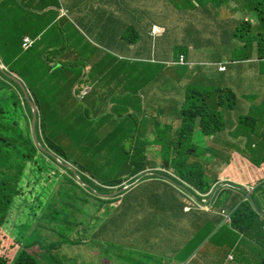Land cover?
<instances>
[{
  "label": "trees",
  "instance_id": "obj_1",
  "mask_svg": "<svg viewBox=\"0 0 264 264\" xmlns=\"http://www.w3.org/2000/svg\"><path fill=\"white\" fill-rule=\"evenodd\" d=\"M110 1L118 5L116 8L118 13L113 12L109 17V24L104 25L116 26L117 22L122 20V12L126 15L125 18H128L130 22L129 31L124 33V36L120 38V41L127 43L133 34H135L137 38L138 36H143L141 31L135 26L138 24L137 22L141 23L143 21L144 24H140L142 30H147L148 33L151 26L159 28L160 34L154 38V42L151 38L148 41L146 39L143 40L148 42L149 50L153 52L161 50L156 54V58H163L164 52L168 54V58H166V61L154 60L155 62H152V60H149L145 64L159 67L158 71L161 75L156 76L153 69L150 72L151 77L154 75L155 83L160 76L168 77L165 80V85L167 87V93H169L168 90L171 87L170 84H173L171 76L175 71L180 72V70L185 71L188 69L187 64H180L179 60L180 56H183L184 62H187L184 55V53L188 51L187 45H185V40L194 39L197 35V33H194L191 30L189 23L192 13H189L185 8H180V10H178L183 12L179 15L190 17L188 21L184 20L183 24L177 25L179 26V30L176 32L175 37L174 35L171 36V34L167 33L166 27L158 25L157 20H147L149 15L156 16V14L153 10L149 9L144 15L141 13V6L145 5L141 3L143 0ZM144 1L153 2V0ZM207 1L209 3H203L201 5L217 8L218 6L223 5L227 0ZM212 2H215L217 7L210 4ZM108 4L111 3L108 2ZM167 4L169 3L165 0L164 5L162 6L170 9ZM259 5L261 4L259 3ZM7 11V8H0V64L5 67L3 70L0 69V249L4 247L9 248L10 252H12L10 254V257L12 258H14L15 254L18 253V255L13 263L0 259V264H77L69 256L62 258L59 253L61 244L50 242L44 232L58 231L61 234L59 237L65 238L66 240L64 242H69V231L68 229L63 230L64 228L61 225V221L75 222L76 216L74 213H79V216L87 214L88 211H84L87 205H90V208H95L92 210L94 213L98 212L100 207L106 208L103 213L107 215V219L103 223L95 225V227L99 226V228L91 237L93 242L91 245L97 246V244H100L102 241H104V243L106 242L104 247H100L99 258L103 256L110 258L111 253H116L120 260L124 261V257L120 254H126L124 248H132L133 239H130L134 236L133 238L136 240L138 235L146 231H157L161 240V245L166 248V244H163V242L166 241L169 243L167 244L170 246L169 250L172 249L175 252L179 247L177 239L180 238L183 241L193 234L191 233L187 235L180 226L178 229L172 224L164 226V221H161L164 218H159L153 215L162 213L154 208L156 198L153 195L157 196L159 193L161 196L165 197L164 203L169 212L178 214V216H194L193 220L203 219L205 222L212 223L215 228L220 226L223 230L230 232V237L227 241H230L231 238H234L235 241H237L240 235H243L248 239L249 237L251 238V233H262L264 225H262L260 218L264 215V188L259 187L256 192L251 195L249 201H241V204L238 205L234 200L233 194L237 191V187L240 189L241 187L231 184L236 182L229 180L232 179L233 176L238 175L226 176L227 180L230 181L228 183L230 189H225L223 191L217 190L218 195H216L210 202L214 205L212 213L205 218L202 214L197 213L201 212V210L196 208L198 203L195 204L192 201L185 202L177 198L174 194H167L166 192H175L174 189L171 188H165L166 192H160V190H157L152 193V196L141 192L139 198H133V193L131 194L123 191L127 185H131L136 180L138 175L148 169L145 167L142 158L143 152L150 145L153 146L155 144L154 148L162 151V166L167 171L171 170L177 177H179L180 181L172 180L166 176L163 177L175 186H181L185 182L192 185L200 192H193L190 189L187 193L190 194L191 198L195 197L199 203L203 202L207 193L210 192L212 188L217 189V186L215 185L213 187L215 182L208 181L202 174L201 164H209L213 159L218 158L219 154L213 151L206 152L209 147L204 148L201 143L193 144L191 142V133L194 131L195 127H198L200 131H202L198 136L203 137H208L220 131H225L227 128H233L230 135L233 138L236 136V139L241 138L238 140L234 148H239V144L242 143L244 139L246 140L245 149H239L237 154L242 156L244 155V152L249 151L251 153V155H248L249 160L253 165L260 168V174L263 173L264 175V109L262 110L258 108L257 112L253 113L252 116H246L245 118L242 117V114L249 115V111L254 105L246 109L237 96V93H235L232 88L226 87L228 85L227 81L230 79V75H228L230 67H227L224 72H217L216 75H208L209 78L207 79L201 78V82L197 83V89L195 90L191 89V87L194 86L195 81H192L191 84L184 85L181 88L182 93L184 94V99L179 102L180 108L178 107V104L177 107L173 104H169L170 109H168L165 119L167 120L168 117H175L176 120L180 122L179 128L181 130L178 133L177 139L180 137L184 139L181 133L186 136L182 142L184 148L180 147L181 143L179 140H176L175 143L171 139H168L170 141L165 140L163 135L169 131L170 124L167 123L165 127H163L166 122L163 125L158 122L157 119L162 113V108L155 109L146 104L141 123L144 124L146 121L150 120L140 128L139 123L133 122L132 126L126 130V133L129 135H138L135 140H132L133 154L137 149H141V152H136L132 158L129 157L132 156L130 153H125L124 157L126 160H124L122 154L118 156L116 158V167L114 168L113 173L120 178L117 181H110L107 184L100 183L104 186H97L90 176L86 175V177H84L83 173L88 171V168L92 164L93 170H97L95 161L104 150L118 148L124 149V139H128L127 134L121 138H118V135L116 134H109L104 139L98 140L96 134V136H93L95 133L93 131L95 129L93 125L98 124V127H101L102 122L96 123L95 120H91L89 123V119H84L83 116L79 119L78 115L77 117L68 120V123L60 122L56 124V120L54 121L58 131L61 133L59 137L56 136V144L53 140L47 138L46 132L50 130L48 126L53 125L49 124L48 120L56 117L58 108H49L47 105L50 109L49 114L43 115L45 107H42L39 97L40 94L37 91L40 90L38 88V82H44L46 78L53 83L46 84L44 86L45 90L49 88L51 91H56L59 87L58 84L54 83V80L60 77L61 74L48 70L44 60L45 51L43 44H47L48 50L51 51L54 42L51 33L54 31L52 30V27L45 29L43 25V32L40 34V37H37L40 31L35 36L33 35L37 38L34 39L36 40L35 44L30 49L25 50L23 43L25 34H31V31L34 28L43 24L48 18L49 20H52L54 15L57 14V11L51 9L45 13L34 12L32 14L34 19H32L30 15L24 24L19 23V16L14 15L11 12L10 13L14 18L7 16ZM69 12L70 14H73L70 9ZM163 13L169 19V10L163 11L162 14ZM260 14L263 15L264 12ZM69 16L72 20L76 22L78 21L75 20L72 15ZM104 18H106V15H104ZM260 18V25L263 27L261 29H264V17L261 16ZM210 20L212 21L213 19ZM164 21L166 24V19H164ZM78 22V29L82 36L90 39H97V37L100 39L102 38V29L106 27L96 26L89 16L81 18ZM175 30H177V28H175ZM46 39H48V41H45ZM257 39L258 41H256V43L252 40L247 44L243 43L238 45L241 46L240 52H242V54L239 55L240 57L237 59L251 61L252 64L249 65L247 69L245 68V64L241 68H237V79L239 81L243 80V84L251 82L252 86L257 84L260 77L252 78L248 71L255 68V61L264 59V55H262V53H264V37L259 36ZM131 42L136 43L137 41L131 40ZM231 43L232 41L230 37H227L226 40L223 41V44L226 46L229 44L231 45ZM215 44L216 41H212L208 47L214 46ZM179 46H182V49H178ZM258 53H260V57H258ZM152 63L154 65H152ZM168 63H171V65H168ZM165 65L175 68L174 70L165 72ZM133 78L134 83L128 81L125 85L126 89L131 91L134 89L133 84H137L139 81L142 83L140 87V95L137 93L134 94L138 97L135 102L132 99V94H129L124 98L125 100L123 103L125 106L129 107L140 106L143 104V94L146 85V77H144V79L141 78L140 80L139 77ZM216 79L221 82H219L218 93H215L214 95L216 96L213 98L211 91L207 92V89H205V85L209 84L210 87L213 86ZM218 80L216 83H218ZM239 86L240 85H238L237 88H239ZM84 88L86 87L81 88V86H78L75 88V92L78 93L79 90ZM26 91L29 92L38 111L39 123L36 125L35 133L39 143L42 147L54 153L61 163H68L74 167L77 170V176H75V174L69 169L61 166L57 160L47 157L45 153L35 145L32 136L33 109L31 103L26 98ZM91 92L92 90L89 92L87 98L91 95ZM51 97L56 98L57 95L52 92ZM212 98L213 102L216 103V106H210ZM260 100L261 99L258 98L256 104L260 105L264 102V100ZM169 102L171 103V100H169ZM209 111H212L215 121H213L211 116L208 115ZM146 113H148L149 116H146ZM155 113L156 115H154ZM122 124H120V129L123 131ZM149 126H152V128H149ZM149 135L153 136L154 139L148 142L146 138ZM58 138L64 141H70V145L68 147H63L61 143L57 142ZM219 138L224 142H228L224 136H220ZM255 139L258 140L255 146H252L251 142ZM176 145L178 146V149H175ZM186 149L187 151H185ZM75 151L81 152L80 161H84V164H80L77 161L70 162V155ZM170 151H172L173 154L171 159ZM203 153H205V155L201 157ZM110 157L111 155L109 154H106V156L103 157V165L110 160ZM48 159L50 160L48 161ZM229 159L230 157L228 158V161ZM126 164L133 169V173L128 179H123L121 178V175L125 173L123 165ZM52 165L59 170H66L67 173L63 175L62 180L71 185L70 190L60 187L57 193L58 200H55V195L53 200L47 198L48 194L39 197L41 193H38L42 187L41 183L42 181L44 182L45 179L44 173L52 171ZM250 167L252 172L253 168L251 165ZM153 177L154 175L144 177L141 179V182L153 181ZM75 178L78 181H76ZM161 180L162 179L160 178V180L157 181L161 183ZM263 180L264 176L258 181ZM25 182L27 183L26 186L24 185ZM251 184L255 185L256 182L250 181L249 185ZM37 187H40L39 190L36 189ZM116 187L120 188L116 193L117 198L113 199V197H116V194H113V191L105 188L113 189ZM28 188H31L29 194L26 193ZM37 193L39 198L35 199L36 209H32L33 206L29 208L30 212L28 213L26 221V231H29V234L31 233V235L27 240H23L22 244L18 241H11L9 231H12V219H10V216L20 209V200H23L27 195L22 204L23 206H26L27 202L32 200L31 196ZM213 194L214 193L208 195L207 199L211 198ZM102 195L110 197L103 201L99 200ZM91 196H95L94 199L99 206L90 203L88 197ZM191 198L185 200H191ZM113 202L123 204V206L122 210H118V207H114L113 209L116 212H119V216L110 218L112 211L105 206L110 205ZM188 205L192 210L185 212L184 210ZM38 211H40L39 216ZM140 215L142 216L141 221L139 219ZM151 215L153 216L151 217ZM72 216L75 217L73 218ZM90 217H92L91 214ZM150 217L151 221L156 223V228L154 229L150 228ZM132 219L140 221L139 227L138 223ZM143 221L144 223L141 224ZM14 224L15 223H13V226ZM257 226H260L261 231ZM123 227L125 230H123ZM128 229L130 230L129 234ZM173 232L174 234H172ZM194 233L199 237L197 232ZM211 240H209V242H213ZM149 241L150 247L148 250L154 252L153 248L157 247L158 244L151 239ZM37 256L39 257L36 258ZM261 260L262 261L257 264H264V256Z\"/></svg>",
  "mask_w": 264,
  "mask_h": 264
},
{
  "label": "rangeland",
  "instance_id": "obj_2",
  "mask_svg": "<svg viewBox=\"0 0 264 264\" xmlns=\"http://www.w3.org/2000/svg\"><path fill=\"white\" fill-rule=\"evenodd\" d=\"M164 1L165 0H153V2L151 3L149 1L143 0L141 1V3L145 4L147 9L153 10V12L156 14V16L149 15L147 17V20H157L158 25L166 27L167 33L171 34V36H173L174 33L179 30V26L177 25H180L179 19H173L172 15H177L178 17L182 15H179L178 13H170L168 19L164 13L162 14L163 11H170L172 10V8H175L178 11L180 10V8H185L186 10H188L189 13H192V17L196 16L197 18L198 15L204 16L206 14H196L194 11L208 9L209 11H211V13L216 12L211 14L215 16V18L212 21L206 22V25L210 26L213 32L214 29L216 31L217 36L213 38V40H219L218 32H225L227 37L231 38L232 43L231 45L229 44L226 47L219 45L210 46L209 50L211 51V53L208 56V59L210 60L215 57L216 60L226 50L225 48H229L228 57L229 59H233V62L231 63L251 62L247 60L237 59L240 57L239 55L242 54V52H240L241 46L238 45L243 43L247 44L252 40H254L256 43V41H258L257 37H264V29H261L260 27V17H264V14H260L264 12V0H227L236 3L237 5L243 6L238 7L239 12L236 14V16L241 17L246 13L248 15L246 16V20L251 19V22H248V24H242V19L235 26L231 24L225 25L223 22L218 20L221 19L223 15L221 12V8L219 6L217 7V4L215 2H212L210 4L217 8H213L212 6L201 5L203 3H209L207 0H166L168 1L169 4L167 5L170 8L167 9L162 6L164 5ZM16 2L21 8H25L26 10H28L29 8H35L37 12V9L41 8V6L37 5L35 1L27 2L25 0H16ZM158 3L161 4L160 12H156L154 9V6ZM259 3L261 5H259ZM230 5L231 3L228 5V7ZM178 12L183 13L182 11ZM63 15H65V17L60 20L58 19V21L52 26V30L54 32H52L51 35L53 37L54 42L52 44L51 51L48 50L47 44H43V48L45 51L44 60L47 66L46 68H48V70L52 72H57L61 74L60 77L54 80V83L58 84L59 86L58 90L51 91L49 88L46 90L44 89V86L46 84L53 83L47 78L44 82H38V88L40 90H38L37 92L40 94L39 97L41 100L42 107H45L43 115L49 114V108H58L56 117L54 119L48 120V123L53 125L48 126L50 130L46 132L47 138L53 140L56 144V136L59 137L61 135V133L58 131L56 124L60 122L68 123V120H71L72 118L77 117L78 115L79 119L81 118V116H83L84 119H89V123L91 120H95L96 123L102 122L101 127H98V124L93 125V127L95 128L93 130L95 132L93 136L97 135L98 140L104 139L109 134H116L118 135V138L124 137L127 134L128 139H124V149L118 148L104 150L103 153L99 156V158L95 161L97 165V170H93L92 164L88 168V171H85V173H83L84 177H86V175L90 176V178L93 179V182H95L97 186H104L101 184H107L110 181H117L120 177L113 173V170L116 167V158L121 154L124 157L125 153H130V155L132 156L129 157L132 158L136 154V152H141V149H137L133 154L132 140H135L138 135H129L128 133H126V130H128L130 126H132L133 122L139 123L140 128L142 125H144L150 120L149 119L144 124L141 123L143 119V113L145 111L144 102L140 106L137 105L133 107L125 106V104L123 103V101L125 100L124 98L127 97L129 94H132V99L134 100V102L138 99V97L134 94L137 93L138 95H140V87L142 82L139 81L137 84H133L134 89L131 91L126 89L125 85L128 81H132L134 83L133 77H139V80L141 78L144 79V77H146L145 89L156 91V96L153 100V104L156 106V109L162 108V113L157 119L158 122L162 125L165 122H169L170 124L169 131L165 135H163L164 138H169L174 143L176 142V140H179L181 143L180 147L184 148V146H182V142L184 141L186 136L181 133L184 139L181 137L177 139L178 133L181 130L179 128L180 122L176 120L178 124L176 126L175 117H168L167 120L165 119L167 111L168 109H170V98H172L173 101L178 98L180 99V102L182 99H184V94L182 93L177 96H171L167 93H164L163 86L158 88L156 87L155 84H157V82L155 83L154 75L152 77L150 76V72L152 69L154 70V74H156V76L159 75L158 66H150L148 64H145L148 61L129 60L128 58H125L121 54V52L116 49L115 46L102 44L101 42L95 39H90L85 36H82L78 29V22L72 21L70 16L66 17V15H68V13L66 12H64ZM164 19H166V24ZM189 23L194 25L193 21H189ZM135 26L138 29V25ZM154 28L156 27L151 26L150 31L148 33V35L152 38L153 42L154 38L160 34L159 29ZM175 28H177V30H175ZM30 36L27 37H30L33 40L34 36H32V34ZM33 41L35 44L36 40ZM45 41H48V39H46ZM195 41H202V39L198 38ZM194 45L198 48L203 47L200 44L196 43H194ZM178 49H182V46H179ZM262 55H264V53H262ZM260 56V53H258V57ZM201 60L202 56L200 55L198 57V62L193 64L188 61L184 62L183 56H180L179 63L187 64L188 66V69L185 70V73L183 75V80H180L181 83H183V86L186 84H191L192 81H195L194 86L191 87V89L195 90L197 89V83L201 82V78L207 79L209 78L208 75H216L217 72H224L227 68L226 64H212L202 62ZM259 62L261 63L260 65H256L255 68L248 71V73L251 74L252 78L260 77L255 86H252L251 82H246V84H243V80H238L236 82L238 85H240V90L237 91V96L239 97L240 101L244 104L246 109L254 105V107L250 109L249 115L242 114L243 118H245L246 116H252L253 113L257 112L258 108L262 110L264 109V102L260 105L256 104L258 98L264 100V60H261ZM152 65L154 64L152 63ZM168 65H171V63H168ZM174 68L175 67H169L165 65L164 70L165 72H168L170 70H174ZM217 80L218 79H216L214 85L211 87L209 84L205 85V89H207V92L211 91L213 98L214 96H216L214 94L218 93L219 82H221L220 80H218V83H216ZM78 86H81V88H86L79 90V92L76 93L75 88ZM253 87L258 88V90H254ZM91 90V95L87 98ZM153 91H150L148 93H153ZM52 92L57 95L56 98L51 97ZM148 93L147 98L145 99H148ZM29 97L30 101H28L34 104L30 94ZM213 98L210 101V106H216V103L213 102ZM179 102L177 101V104L180 108ZM47 105L49 106V108L47 107ZM36 112L37 119L35 127L39 123L37 108ZM208 115H210L212 120L215 121V117L212 111H209ZM146 116H149V114L146 113ZM33 119L34 115L32 118V125ZM55 120L56 124H54ZM120 124H122L123 126V131L120 129ZM149 128H152V126H149ZM232 130L233 128H227L225 129V131H220L208 137H202L198 136L201 134L202 131H200L198 127H195L194 131L191 133V139H199H192L191 142L193 144L201 143L203 144L204 148L209 147L206 152L213 151L219 154V157L213 159V161H211L209 164L203 162V164H201V170L203 172L202 174L206 177L208 181L215 182L213 187L215 185L217 186V189L212 188L210 192L207 193L203 202L199 203L195 197L191 198L190 194L187 193L188 190L191 189L193 192L200 191L196 190L192 185L186 182L183 183L181 186H175L166 181L164 185L165 188H171L175 191L169 193L166 192V189L162 187V184L157 181L160 180L161 176H166L172 180L177 181H180V179L173 172L169 170H164V167L162 166V151L154 148L155 144L153 146L150 145L143 152L142 157L145 167L149 168L150 174L154 175L153 181L137 182V180H135L131 185H127L123 189V191H125L126 193H133V198H139L141 192L152 196V193L157 190H160V192L164 191L167 194L176 195L177 198L185 202L192 201L195 204L198 203L196 208L201 210V212L209 215L210 213H212L214 206L210 202L212 199H214L216 195H218L217 190L223 191L225 189H230V186L228 185L230 181L227 180L226 176L240 174L241 177H239V184H231L240 186L241 189L237 187L236 190L243 196L239 199L237 194H235L234 200L238 203V205L241 204V201H249L251 195L254 194L259 187L264 188V180L258 181L264 175L263 173L260 174V168L253 165V163L249 160L248 155H251V153L246 152L242 156L237 154L239 152V149H245L246 140L244 139V141L239 144V148H234L238 140L230 135ZM56 131L58 132V134ZM150 135L146 138L148 142L154 139L153 136ZM32 136L33 139H37L39 144V146H37L34 140L35 145L40 150H42V152L45 153L47 157H49L50 159L57 160L61 166L65 167L64 163H61L54 153L41 146L36 136V133H34V135L32 133ZM220 136H224L228 140V142L220 140ZM257 140L258 139L253 140L251 142V145L255 146ZM57 142L61 143L63 147H68L70 145V141H64L60 138H58ZM175 149H178L177 145L175 146ZM185 151H187V149ZM106 154L111 155V157L110 160H108L106 164L103 165V157H105ZM204 155L205 153H203L201 157H203ZM80 157L81 152L75 151L70 155V162L72 163L77 161L80 164H84V161H80ZM171 157H173L172 151H170V159ZM229 157L230 159L228 161ZM50 159H48V161ZM124 160H126L125 157ZM244 165H251L253 171L250 173V169L243 168ZM72 168L73 170H69L73 173L75 171L77 174V170L74 167ZM123 168L125 169V173L121 175V178L128 179L133 173V169L127 166V164L123 165ZM52 169V171L44 173L45 179L44 182L42 181L41 183V189L39 190L40 187H37L36 189L39 190L38 193H41L39 197L48 194L47 198L54 200L55 195V200H58L59 198L57 196V193L60 187H64L70 190L71 185L67 184L62 180L63 175L67 173L66 170L61 168V170H59L54 165H52ZM234 179H238V177L234 176ZM76 181L78 180L76 179ZM250 181L256 182V184H242L243 182L248 183ZM24 185L26 186L27 183L25 182ZM119 188L120 187H116L113 189H105L111 190L114 192L113 194H116ZM248 188H252L253 192H246V189ZM30 192L31 188H28L26 193L29 194ZM38 193L33 194V196H31L32 200H30V202H27L26 206H23L22 204L24 203L27 197V195L25 194V198L19 201V205H21L20 209L15 211V213L10 216V219H12V231H9L11 241H18L22 244L23 240H27V238L31 235V233L29 234V231H26V221L28 213L30 212L29 208L33 206L32 209H36L35 199L39 198ZM212 193H214L212 197L207 199V196ZM115 196L116 197H113V199L117 198V194ZM153 196L156 198L154 208L162 212L153 215L159 218H164L161 220L164 221V226L172 224L177 229L180 226L187 233V235L191 233L193 234L188 236L183 241L178 238L177 242L179 244V247L175 252L172 249L169 250L170 246L167 245L169 243H167L166 241L163 242V244H166V248L161 245V240L159 238V235L157 234V231H146L138 235L136 240L133 238L134 236L132 235L133 237L130 239H133V245L131 249H125L123 247L126 251V254L120 255L124 257V261H121L116 253H111L110 258L107 256L99 258L101 250L100 247H104L106 242L104 243V241H102L100 244H97V246L91 245V243L93 244L91 237L96 233L99 228V226L95 227V225L103 223L107 219V215L103 213L104 209L106 208L100 207L99 211L94 213L92 210H94L95 208H90V205H87L86 209H84V211H88L87 214L79 216V213H74V215L76 216L75 222H67L64 220L61 221V225L64 228L63 230L68 229L69 231V242H64L66 239L59 237V235L61 234L58 231H45L44 234L50 242H56L61 244V249L59 250V253L62 258L69 256L77 264H252L257 261L258 253L255 251L250 240H245L244 247H241L240 245L236 246L235 241L225 240V237L228 236V234L220 226L215 228L212 223L205 222L203 221V219L193 220L194 216L184 217L178 216V214H173L169 212L166 208L164 203V196H161L160 193L157 196ZM94 197L95 196L88 197V200L91 204L99 206ZM106 197L102 195L99 199L97 196V198L102 201L108 199L110 196ZM188 198H191V200H185ZM33 199L35 200V202ZM122 206L123 204L113 202L105 207H108L112 211L110 214V218H112L115 216H119V212H116L113 208L118 207V210H122ZM189 207L190 206L188 205L184 211H191L192 208ZM39 214L40 211H38V216ZM90 214L92 217H90ZM153 215H151V217ZM75 216L72 217L74 218ZM151 217L149 218L150 228L154 229L156 228V223L151 221ZM183 218L188 222L183 221ZM139 219L141 221V215L139 216ZM260 220L262 222L264 221V215L261 216ZM140 221H135L138 223V227L140 225ZM13 223H15L14 226ZM143 223L144 221L141 222V224ZM262 225L264 224L262 223ZM192 228L194 229V231ZM257 228L261 229L260 226H257ZM123 230H125L124 227ZM194 232H197L199 237ZM262 232L264 236V226ZM129 233L130 230L128 229V234ZM172 234H174V232ZM242 237L244 236H239V238ZM150 239L156 244H158L157 247L153 248L154 252H150L148 250L150 247ZM251 239L254 240L252 234ZM209 240L213 242H209ZM238 243L240 244L242 243V241H239ZM258 245L261 246V249H264V240H261ZM4 248L7 249V256L9 257L12 252H10L9 248ZM239 251L244 255V259L242 262L237 260V255ZM38 257L39 256H37L36 258ZM230 257H236V261L233 262L232 260H230Z\"/></svg>",
  "mask_w": 264,
  "mask_h": 264
},
{
  "label": "crops",
  "instance_id": "obj_3",
  "mask_svg": "<svg viewBox=\"0 0 264 264\" xmlns=\"http://www.w3.org/2000/svg\"><path fill=\"white\" fill-rule=\"evenodd\" d=\"M27 2H31V1H35L37 3V5L41 6V8L37 9V12H48L51 9H55L57 11V14L54 15V18L52 20H49V18L43 23L38 25V27L34 28L31 31L32 36L36 35L39 31L42 33L43 32V25L44 28H50L52 27L57 21L58 19H62L65 17V15H63L64 12L68 13L67 16L72 15L73 18L75 20L80 21L81 18L89 16L92 20L93 23L96 24V26H104L106 28L102 29V38L100 39L99 37H97V41L101 42L102 44H107V45H113L117 48V50L121 51V54L125 57L128 58L129 60H142V61H149V60H165L166 58H168V54L166 52H164V57L163 58H156V54L158 52H160L161 50L157 51V52H152L151 50H149L148 48V40L151 38L148 35L147 30H142L141 27V23L142 25L144 24V22L142 21L137 22L138 24V29L141 31V33L143 34V36H137L135 34L131 35V37L129 38V40L126 42L120 41V38H122L124 36V33L129 31V27H130V22L128 18H125L126 15H124V13L122 12V20L118 21L116 26H110V25H104V24H109V17L110 15L115 12L118 13V11H116V8L118 7V5H116L115 3H113L110 0H25ZM108 2H110L111 4H108ZM228 7V6H227ZM238 7H243L240 5H237L236 3L233 4V7H228V9L230 10V16H231V21L228 19L227 15L225 14L227 12L226 7L221 9V12L224 13V17L222 19H220L219 21L223 22L225 25H236L237 23H239L242 19L244 21H246V16H248L246 13L245 15L238 17L236 16V14L239 12ZM0 8H7V16L14 18L12 14L19 16V23H25L26 20L29 18V16L35 12L36 13V9L35 8H29L28 10H26L25 8H21L16 0H0ZM69 9L71 11L70 14ZM154 9L156 12H160L161 11V4L158 3L157 5L154 6ZM146 11H148L147 7L145 5L141 6V13H143V15L146 13ZM11 12V13H10ZM170 13H178L180 14V12H178L175 8H172V10L169 11ZM196 14H209L210 11L208 10H198V11H194ZM104 15H106V18H104ZM190 17V16H189ZM189 17L182 15V16H177V15H172L173 19L177 18L179 19L180 24L184 23V20L189 19ZM32 19H34V17H32ZM72 19V18H71ZM210 19H213L211 16L209 15H204V16H199L198 18L196 16L191 17L190 21L194 22L193 24H190L191 26V30L194 33H197L196 35V39L201 38L202 41H195L194 39H186L185 40V45H187V49L188 51H186V53H184L186 59L188 62L190 63H196L198 62V57L201 55L202 56V62H206V63H212V64H216V63H220V64H226V67H230L229 73L228 75H230V79L227 81L228 85L226 87H230L232 88V90L237 93L238 90H240L239 88H237L238 84L236 83L238 81V71L237 68H241L244 64H245V68L247 69L249 65H251V62H244V63H231L233 62V59H229L228 57V48H225L226 50L222 53L221 56H219L216 60L215 58L213 59H208V56L210 55L211 51L209 50V44L213 40V38H215L217 36L216 31L214 29V32L211 30L210 26L206 25L207 21H211ZM261 19V18H260ZM74 21V20H72ZM77 21V22H78ZM248 21L250 22L251 19H248ZM79 23V22H78ZM261 28H263L260 25ZM42 29V31H41ZM38 33V38L40 37L41 33ZM31 34H25L24 38L27 36H30ZM219 34V40L216 41L215 45H219V46H224L226 47V45L223 44V40L226 39L227 35L225 34V32H218ZM176 35V33H174V36ZM31 37V36H30ZM29 37V38H30ZM37 37H34L37 38ZM176 37V36H175ZM32 39V38H31ZM33 39V40H34ZM143 39H146L147 41H144ZM131 40H135L137 41L136 43H132ZM152 40V38H151ZM194 43L196 44H200L203 47H196L194 45ZM255 58V57H254ZM260 59L258 61H255L256 65H260L261 63H259ZM214 68V67H212ZM184 70H180V72L175 71V73L171 76V81L173 84H170V88H169V93H167V87L165 85V80L168 78L167 76H160L157 80V84L156 87H162L163 86V91L164 93H167L171 96H177L182 94V90L181 88L183 87V83H181L180 80H183L184 78ZM161 75V74H159ZM183 76V77H182ZM254 90H258V88L253 87ZM150 91L153 90H146L144 91L143 94V102H144V106L146 107V104H148L151 107H154L156 109V106L153 104V100L156 96V91H153V93H148ZM147 93H148V99L147 98ZM171 100V104L175 105L177 107V101L179 102L180 99H176L175 101L172 100V98H170ZM261 101V100H260ZM153 104V105H152ZM156 115V113L154 114ZM173 118V117H171ZM169 123L166 122L163 127H165V125ZM175 125L177 126V122H176V118H175ZM175 128V127H174ZM236 137V136H235ZM234 137V138H235ZM169 138L165 139L168 140ZM241 138H237V140H239ZM256 144V143H255ZM246 152H244L245 154ZM247 153H250L249 151H247ZM243 168L245 169H250V173H251V167L250 166H246L244 165ZM238 179H234V176L232 177V179H229L231 181H234L236 183L239 184L238 181L240 174L238 176ZM249 181V180H247ZM242 184H250V182L246 183L243 182ZM235 194H237V196L242 197L243 195L240 194L238 191H235L234 198H235ZM199 214H202V216L205 218L206 216H208V214H205L203 212H197ZM186 217V216H184ZM183 221L187 222V220H185L183 218ZM261 221V220H260ZM262 222V221H261ZM260 222V223H261ZM264 224V221L262 222ZM260 230V229H259ZM263 230V229H262ZM228 236L225 237V240L227 241V239L230 237V232L227 230H224ZM261 231V230H260ZM252 234V233H251ZM252 236L254 237V240H250L255 251L258 253V259L256 262L252 263V264H257L259 262H261L262 257L264 256V249H261V246L258 245V243L261 240H264V236H263V232L260 234H255L253 233ZM232 241H235L234 238H231ZM258 242V243H257ZM236 246L240 245L241 247H244V242L242 241V243H238V240L235 241ZM240 254V255H239ZM232 257H230L231 260ZM244 259V255L239 251L238 255H237V260L242 262ZM232 261L235 262L236 261V257L232 258Z\"/></svg>",
  "mask_w": 264,
  "mask_h": 264
},
{
  "label": "clouds",
  "instance_id": "obj_4",
  "mask_svg": "<svg viewBox=\"0 0 264 264\" xmlns=\"http://www.w3.org/2000/svg\"><path fill=\"white\" fill-rule=\"evenodd\" d=\"M231 3V5H230V7H233V2H231V1H226L225 3H223V5H220L219 7L222 9V8H224V7H226V9H227V12L225 13L226 15H227V17H228V19L231 21V16H230V10L228 9V5ZM205 10H208V9H205ZM209 11V10H208ZM214 13V12H213ZM213 13H211V11H210V13L209 14H206V15H209V16H211L213 19L215 18V16H213V15H211V14H213ZM216 13V12H215ZM222 15H223V17H224V13H222ZM222 17V18H223ZM221 18V19H222ZM218 20H220V19H218ZM248 20H246V21H242V24H248ZM251 22V21H250ZM231 24V23H230ZM157 29H159L158 27H156ZM261 60H264V59H260V61ZM260 63V62H259ZM3 68H5L4 66H2ZM203 137V136H202ZM192 139H196V140H199L198 138H192ZM64 164H66V165H70V164H68V163H64ZM164 170H165V168H164ZM165 171H167V170H165ZM169 171H171V170H169ZM150 173V171H149V168L148 169H146V171H144L143 173H141V174H144V173ZM172 172V171H171ZM140 174V175H141ZM140 175H138V177L136 178V180H138V178H139V176ZM150 175H153V174H149V175H147V176H144V177H148V176H150ZM144 177H142V178H144ZM141 178V179H142ZM162 180V182H161V184H162V187H164L165 188V183H166V181H167V179L165 178V177H163V176H161L160 177ZM141 179L139 180V181H141ZM246 192H249V188L248 189H246ZM253 192V190L251 191V193ZM245 240H252L251 238H248V239H246L245 237H242V238H238V242L239 241H243V242H245ZM258 243V242H257ZM259 244V243H258ZM18 255V253L17 254H15V256H14V258H12V257H8L7 256V249L6 248H2V249H0V259H3V260H6V261H9L10 260V262H12L13 263V261L15 260V258H16V256ZM231 260H232V258H231Z\"/></svg>",
  "mask_w": 264,
  "mask_h": 264
},
{
  "label": "water",
  "instance_id": "obj_5",
  "mask_svg": "<svg viewBox=\"0 0 264 264\" xmlns=\"http://www.w3.org/2000/svg\"><path fill=\"white\" fill-rule=\"evenodd\" d=\"M0 69L3 70V69H5V68H3L2 65L0 64ZM17 80H18V79H17ZM26 97H27V99L30 101V97H29V93H28V91H26ZM31 103H32V102H31ZM31 105H32L33 115H34L33 125H32V133H33V135H34V133H35V129H36V127H35V123H36V119H37V112H36V107L34 106V104L32 103ZM34 140H35L37 146H39L37 139L34 138ZM64 166H65L66 168L70 169V170H73V168H72L71 166H69V165L64 164ZM71 168H72V169H71ZM74 173H75V176H77V174H76L75 171H74ZM149 174H150V173H148V172H147V173H144V174H141V175L139 176L137 182H139V180H140L142 177L147 176V175H149Z\"/></svg>",
  "mask_w": 264,
  "mask_h": 264
},
{
  "label": "built area",
  "instance_id": "obj_6",
  "mask_svg": "<svg viewBox=\"0 0 264 264\" xmlns=\"http://www.w3.org/2000/svg\"><path fill=\"white\" fill-rule=\"evenodd\" d=\"M154 29H156V28H154ZM33 45H34V41L31 38H29V37L24 38L23 47L25 50L30 49ZM251 191H252V188H249V192H251Z\"/></svg>",
  "mask_w": 264,
  "mask_h": 264
}]
</instances>
